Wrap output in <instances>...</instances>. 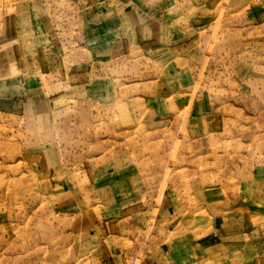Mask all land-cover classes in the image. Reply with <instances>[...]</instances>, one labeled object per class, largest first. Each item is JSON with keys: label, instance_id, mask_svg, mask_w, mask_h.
<instances>
[{"label": "rangeland", "instance_id": "obj_1", "mask_svg": "<svg viewBox=\"0 0 264 264\" xmlns=\"http://www.w3.org/2000/svg\"><path fill=\"white\" fill-rule=\"evenodd\" d=\"M258 262L264 0H0V264Z\"/></svg>", "mask_w": 264, "mask_h": 264}, {"label": "crops", "instance_id": "obj_2", "mask_svg": "<svg viewBox=\"0 0 264 264\" xmlns=\"http://www.w3.org/2000/svg\"><path fill=\"white\" fill-rule=\"evenodd\" d=\"M158 220H160V222H161V219L159 218ZM162 222H164V223H166L167 221H166V218L162 221ZM163 223V224H164ZM221 241H223V243L225 242V240H227L228 238H226V236L224 235V234H222V236L219 238ZM220 240H214L215 241V243H214V246L215 245H218L219 244V242H220ZM217 241V242H216ZM226 243V242H225ZM214 246H212V248H214ZM257 247V246H256ZM212 248H209L208 250H204L205 252V255H206V257L207 258H212V259H214L216 256H215V254H216V252H212V250L214 251V249H212ZM232 255L233 256H237L238 254H237V252H233V253H230V254H228V258L229 259H231L232 258ZM238 257V256H237ZM257 264H259V262L257 263Z\"/></svg>", "mask_w": 264, "mask_h": 264}]
</instances>
